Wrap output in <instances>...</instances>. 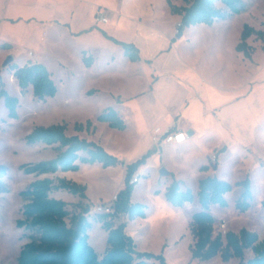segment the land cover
<instances>
[{
	"label": "rangeland",
	"instance_id": "1",
	"mask_svg": "<svg viewBox=\"0 0 264 264\" xmlns=\"http://www.w3.org/2000/svg\"><path fill=\"white\" fill-rule=\"evenodd\" d=\"M241 1L245 6L241 13H233L223 3L217 2L216 7L227 14L226 19H219L214 25L185 27V38L178 49L182 56L189 58L192 71L199 80L205 77L216 89L238 95L246 90L252 79L258 81L256 63L264 61V43L261 44L255 35L248 42L254 50L257 48L256 63H249L235 51L244 25L262 29L264 22V0ZM171 2L177 6L186 5L183 0ZM99 12L110 22L97 28L94 24L98 30L96 33L86 32L80 37L70 34V29L92 25ZM181 20V15L171 12L167 0H0V75L6 90L19 100L18 117L12 118L4 100L0 99V264H18L22 246L30 241L29 232L17 226V221L23 218L24 205L28 202L21 192L39 177L25 173L22 165L51 159L56 155L53 147L29 145L26 136L36 126L58 123H66L67 134L73 135L76 133L75 123H86L87 120L98 123L96 117L110 108L116 110L124 120L125 129H113L99 122L98 131L91 140L99 141L119 162L109 167L101 163H80L78 171L67 175L68 179L79 180L77 183L87 187L84 201H78V196L65 190L52 192V197L67 202L70 212L67 223L70 224L72 215L82 211L83 204L94 207L111 201L113 195L126 186L127 165L138 162L152 151L146 161H151L149 166L142 169L146 163L140 165L133 175V178L139 176V182L134 187V199L146 206V219L136 218L129 222L126 216H122L116 221L117 224L127 222L129 235L135 239L137 250L162 254L168 264H246L254 256L249 249L243 259L232 258L224 262L218 254L206 261L193 260L190 249L194 240L189 224L192 214L201 209L200 204L195 201L190 205L174 207L166 200L163 190L175 177L196 194L201 174L195 164L205 161L212 165L211 156L220 154L217 169L211 166L215 171L212 176L230 182L233 190L226 195V207H212L216 219L214 235H224L227 231L239 232L246 228L256 232L261 241L264 238V128H259L255 135L250 134L255 116H249L244 110L236 113L242 142L234 140L227 143V150L213 152L212 147L216 142L202 140L184 153L168 149L159 158L153 159L157 152L148 148L152 137L148 131L153 114L147 107L150 102L145 104L144 128L139 125L130 103L134 101L130 98L132 93L147 87L148 78L130 63L122 45L115 44V40L163 46L171 31L178 39L176 35ZM63 23H69L70 28ZM8 42L14 46L1 47ZM84 47L91 48L97 59L94 70L82 65L80 52ZM30 52L33 53L32 58ZM9 55L14 56L16 60L13 64L17 65L31 63L34 59L44 63L53 73L57 94L41 101L34 97L31 87L22 92L10 66L3 67ZM112 57L114 60L107 64L106 60ZM101 69H105L104 77L98 76L97 72ZM92 87L98 90L94 94H87ZM118 94L124 102H118ZM141 98L137 100L143 102L146 97ZM212 103L217 106L216 100ZM83 135L86 136V133ZM253 143L254 146L249 147ZM247 149H251V152ZM159 166L171 175L162 176ZM51 177L55 179L58 175ZM247 178L252 182L253 199L251 207L241 212L236 208L242 193L237 183ZM87 218L93 223L88 232L89 242L102 258L108 248L107 232L97 222L98 214L88 213ZM150 262L155 263L153 260Z\"/></svg>",
	"mask_w": 264,
	"mask_h": 264
},
{
	"label": "trees",
	"instance_id": "2",
	"mask_svg": "<svg viewBox=\"0 0 264 264\" xmlns=\"http://www.w3.org/2000/svg\"><path fill=\"white\" fill-rule=\"evenodd\" d=\"M171 12L182 16L179 23L177 36H182L183 29L192 25H213L219 19H226L227 14L216 7L217 2L223 3L231 12L241 13L245 10L241 0H183L185 6L172 4L167 0ZM262 29H256L245 24L241 33L236 51L245 58L252 60L254 48L248 39L255 35L264 43V22ZM105 35L110 39L106 33ZM176 39L173 38L172 42ZM122 45L126 57L133 62L140 61L139 50L132 43L115 40ZM1 47H11L2 44ZM262 49L264 50V44ZM84 57L86 65L91 64V57ZM13 77L22 92L32 88L36 99L44 101L54 97L58 87L52 78V73L41 63H28L24 66L12 64L10 66ZM0 99L4 100L9 116L18 117L17 107L19 100L12 96L5 88L3 77L0 75ZM98 122L106 123L113 129L124 130L126 124L114 109H107L96 117ZM91 120L86 123H75L76 132L94 131ZM29 145L43 144L56 150L54 158L42 160L33 164L22 165L27 174H35L39 178L21 192L28 200L24 205L23 218L17 221V226L29 232L30 241L22 246L18 257V264H168L162 254L140 252L133 237L126 232L127 222L119 224L120 215L126 216L129 221L136 218L146 219V206L131 201L136 183H132L135 170L145 164L149 151L138 162L127 165L125 178L126 186L116 193L118 200L115 202L113 213H96L101 227L107 232L108 248L105 255L100 258L89 242V229L93 223L87 218L91 205L83 204L82 211L70 216L67 202L51 196L53 191L65 190L82 200L87 198V187L63 177L55 179L49 176L58 172H75L80 169V163H101L104 167L116 165L119 160L110 155L99 143L81 137L78 134L68 135L67 124L58 123L48 126L39 125L32 129L26 136ZM217 169L218 163L201 166L202 171L210 167ZM242 188V193L236 202V208L246 212L251 207L253 199L252 182L249 178L237 183ZM233 190V185L216 176H207L199 180L198 191L183 189L180 180L174 179L166 188L165 198L174 207H183L186 203L198 200L201 209L192 214L189 224L190 234L194 243L191 246L192 259L201 261L210 260L220 254L224 262L232 258L243 259L246 250H252L254 256L246 264H264V238L259 241L256 232L242 228L239 232L227 231L224 235H214L216 219L212 214V207L218 205L226 207V195ZM264 207V199L262 201ZM118 218V220H117ZM158 262V263H157Z\"/></svg>",
	"mask_w": 264,
	"mask_h": 264
},
{
	"label": "crops",
	"instance_id": "3",
	"mask_svg": "<svg viewBox=\"0 0 264 264\" xmlns=\"http://www.w3.org/2000/svg\"><path fill=\"white\" fill-rule=\"evenodd\" d=\"M7 19L9 18H3V20ZM9 20L14 21V19ZM109 22L110 21H108V23ZM63 24L70 28L69 23ZM94 24H96L97 28V26H101L104 23H98L95 21L89 27H78L73 30L70 29V34L80 37L81 34H84L86 32L91 34L96 33L98 30L94 28ZM105 33L108 35L107 31H105ZM167 36L169 37L165 39V45L163 46H157L154 43H147L145 45L132 43L139 50L141 60L136 62L130 61V63L138 67L139 70L145 73L148 78L146 85L147 87L139 91H135L134 93H132V97H130L134 100L130 103L132 104L134 114L138 119L139 125L141 126V128L146 127L144 122V110L145 104L147 105V102L149 101L150 104H148L147 107L149 106V109L153 112V114L151 116L152 122L148 131L150 132L152 137L154 134V130L157 127H160L162 130H183L189 135V139L180 145L162 144L160 146H156L153 143L151 137V142L149 143L148 148H153L157 152L153 155V159L159 158L160 154L164 151H167L168 149H176L178 152L184 153L187 151V149L194 147L202 140L216 142V144L212 147V149L214 148L213 152L217 151L219 153L221 149L227 150V143L234 140H241L240 136L242 134V131L240 130L238 125L239 117L236 114L241 110H244L245 113L249 114V116L252 115L256 118V121L252 119L254 124L252 126L254 127H252L251 129V135L257 134L259 128H264V61L262 63L255 62V53L257 51V48H255L252 60L245 58L244 55L236 51V49L235 51L240 54L244 60H248L249 63H256V76L258 81L252 79L253 81L249 83V86L246 88V90L239 95L228 94L227 92L224 93L222 90L216 89L215 87L210 85L205 77H202L201 80H199L196 73H193V66L190 63L191 61H189V58L182 56L178 50L181 41L185 38L183 33L182 36L176 35L178 39L175 42H172V39L175 37L173 31H171V35ZM239 41L240 38L236 43L235 48ZM260 42L261 44H263L262 41ZM8 43L11 46H14L10 42ZM262 51L264 55V50L262 49ZM30 53L29 55L32 58L33 53L32 55ZM83 56L92 58L90 65H86ZM80 60L84 68H87L89 70H94L97 65V59L92 54L91 48L87 49L86 47H84L81 49ZM113 60L114 57H112L111 60L107 59L106 63L110 64ZM31 63L44 64L37 59L31 61ZM26 64L28 63H23L19 66H24ZM59 65L65 68V65L63 63L59 62ZM178 68L181 71H179ZM49 71L52 73L51 70ZM97 73L100 77H104V75L106 74L105 69H101ZM96 90L98 89L92 87L87 91V94H94ZM117 97L118 102H124V99L121 95L118 94ZM139 97H146L145 101L140 102L139 100H137V98ZM147 97H149L150 99H148ZM213 100H216L217 106L212 105ZM260 105H263V107L260 108ZM259 122L260 124H258ZM98 123L94 122L95 129L93 132H91V135L87 131L76 132L75 134L91 140V138L94 137L96 132L98 131ZM83 133H86V136H84ZM96 142L100 144L99 141ZM253 146L254 143L249 145V147ZM246 148L247 147H244V149ZM247 150L251 152V149ZM218 156H220V154H218ZM150 162L143 165L142 169L147 168ZM200 162L195 164L196 169L199 170L201 174V177L198 178L197 184H199L200 179L207 176H212L215 173V171L211 167L206 171H202L201 166L208 164L205 163V161ZM158 169L160 171L162 168L159 166ZM69 173L71 172H58L56 174L58 175V177L68 179L69 177H67V175H69ZM169 174L171 175L170 172ZM42 176L51 177L52 175ZM174 179L176 178L173 177L170 182H172ZM68 180L74 181V179ZM75 181L77 182L79 180ZM180 181L182 183L183 189H186L187 187L184 186L183 181ZM169 185L170 184L165 186L163 190L164 192H166V188ZM55 198L60 199L56 196ZM76 198L78 199V201L82 200L80 197ZM84 200L85 199H83V201ZM131 201L133 203H139L134 199V191ZM195 201L198 200L195 199ZM186 205H190V203H186L184 206ZM126 232L129 234L128 225L126 227Z\"/></svg>",
	"mask_w": 264,
	"mask_h": 264
},
{
	"label": "built area",
	"instance_id": "4",
	"mask_svg": "<svg viewBox=\"0 0 264 264\" xmlns=\"http://www.w3.org/2000/svg\"><path fill=\"white\" fill-rule=\"evenodd\" d=\"M96 22L98 23H108L109 19L102 13L99 12L96 15ZM180 24H178L179 27ZM32 55V53H30ZM189 139V135L187 132L183 131V130H172V129H168V130H162L160 127L155 128L154 130V134L152 137L153 143L156 146H160L162 144H175V145H180L183 144L184 142H186ZM211 161L212 163H217L218 161V156L216 154H213L211 156ZM132 183H138L139 182V176H135L134 178H132L131 180ZM118 200V195L114 194L111 201L109 202H105V203H101L98 204L96 206H91L90 207V213H113L114 212V206H115V202ZM123 215H120L119 219L122 217ZM118 220V218H117Z\"/></svg>",
	"mask_w": 264,
	"mask_h": 264
},
{
	"label": "water",
	"instance_id": "5",
	"mask_svg": "<svg viewBox=\"0 0 264 264\" xmlns=\"http://www.w3.org/2000/svg\"><path fill=\"white\" fill-rule=\"evenodd\" d=\"M14 62H15L14 56L9 55L3 63V67L11 66ZM160 173L162 176H168L169 175V172L165 168H162L160 170Z\"/></svg>",
	"mask_w": 264,
	"mask_h": 264
}]
</instances>
